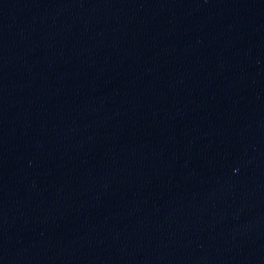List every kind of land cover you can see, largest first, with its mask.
Listing matches in <instances>:
<instances>
[{"label":"water","instance_id":"obj_1","mask_svg":"<svg viewBox=\"0 0 264 264\" xmlns=\"http://www.w3.org/2000/svg\"><path fill=\"white\" fill-rule=\"evenodd\" d=\"M0 264H264V0H0Z\"/></svg>","mask_w":264,"mask_h":264}]
</instances>
